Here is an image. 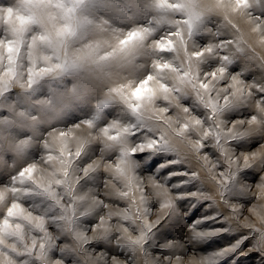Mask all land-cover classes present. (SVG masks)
<instances>
[{"label": "clouds", "instance_id": "obj_1", "mask_svg": "<svg viewBox=\"0 0 264 264\" xmlns=\"http://www.w3.org/2000/svg\"><path fill=\"white\" fill-rule=\"evenodd\" d=\"M182 2L0 0V264H105L165 217L183 225L168 256L136 244L107 264H223L202 237L264 234V170L234 171L264 155V0H193L191 36ZM196 207L208 227L187 224Z\"/></svg>", "mask_w": 264, "mask_h": 264}, {"label": "snow or ice", "instance_id": "obj_2", "mask_svg": "<svg viewBox=\"0 0 264 264\" xmlns=\"http://www.w3.org/2000/svg\"><path fill=\"white\" fill-rule=\"evenodd\" d=\"M170 7L174 8H183L187 19L185 20V23L188 24L189 27V35L191 36L193 33L199 30L200 22L202 20V15L198 13L194 6H193V0H183L182 3L169 5ZM37 17H29V22L37 21ZM69 28L66 25L64 28V31H68ZM132 35V34H130ZM139 35V34H135ZM41 39H44V37H41ZM163 47V45H161ZM194 55L199 56L200 53H194ZM224 60L226 63H231L230 57H224ZM56 67H60V65H56ZM47 71L46 69H42L41 72ZM36 81L32 78L29 79V84L32 85ZM256 92V98L260 99V103L264 105V92H260L258 89L253 90ZM235 107V105H227V108ZM227 143L229 144H236L237 147H241L242 143L238 142L236 139L228 140ZM217 144L221 147V150H224L223 144L224 141L221 139V136L219 133H217ZM149 148L152 147L151 144L148 145ZM255 161V162H253ZM264 170V155H261L259 157H256L253 155V159L250 160L248 156L244 157V167H238L235 169V175L237 177L244 176L247 177V175L251 174L252 172H255L256 175H259V171ZM235 180H230L224 187V190L226 193L231 194L233 192V189L235 187ZM177 199L181 201L182 203H186L187 200L185 199L183 195V190H177L176 191ZM194 202V201H193ZM149 201L144 193H141L140 196V204L141 206L147 210V205ZM166 206L170 209L169 216L174 215L175 210V202L173 201H166ZM202 207V205L200 206ZM200 207L194 208V211L191 212V215H189L188 208H185V215L187 218V224L193 229L196 230L200 226L208 227L209 226V217L208 213H202L200 211ZM213 224L215 218H211ZM168 221V217H165V220L159 221V223L156 225L155 228L152 227L151 224H149L141 234V237L138 241L135 242H129L126 245L117 244L115 248L113 249H105L104 250V261L105 264H107V260L109 256L113 257H119L125 255V250L131 247H135L136 244H140L141 246L148 248L149 251L157 252L161 257H166L169 255L170 250L179 247L178 241L175 240H168L163 245H160L157 247L154 243V233L157 232V229H163L165 227L166 222ZM129 219L125 220V223H128ZM172 227L173 225H169ZM215 227H221L222 225L214 224ZM180 227H183V225H180ZM107 238V237H106ZM203 239H207L210 242L206 244L205 246L208 248H217V249H230V251L227 253V258L223 259V264H230V262L234 261V264H245V262L248 260L251 253H260V248L262 245H264V234H259V237L255 239L253 242L252 240L248 239L247 237H244L243 234L240 238H237L236 236L229 235L227 232L225 233H217L214 236H204ZM251 251H249L250 246ZM90 246V245H88ZM98 248H103V245H97ZM56 248L57 245L52 242L51 239H46L43 243L39 246V251L42 254H47L51 252L53 255L56 254ZM37 250V246L34 244L32 247V251L35 252ZM61 256L66 254V250L61 249L60 253ZM15 255V254H13ZM22 255H28V253H23ZM264 258V256H261ZM170 258V257H169ZM179 259V257H177ZM205 264H218V259L214 256H209L205 260Z\"/></svg>", "mask_w": 264, "mask_h": 264}, {"label": "rangeland", "instance_id": "obj_3", "mask_svg": "<svg viewBox=\"0 0 264 264\" xmlns=\"http://www.w3.org/2000/svg\"><path fill=\"white\" fill-rule=\"evenodd\" d=\"M249 176L251 177V181L253 183H255L258 180V175L252 176L251 174H249ZM192 211H194V209ZM191 212H189V215H191ZM161 232L163 236L166 237L168 240H178L182 238L179 225L174 224L172 227L165 226L161 230ZM245 264H264V258H262L259 253H251Z\"/></svg>", "mask_w": 264, "mask_h": 264}]
</instances>
